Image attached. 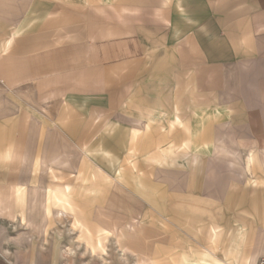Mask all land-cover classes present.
I'll return each instance as SVG.
<instances>
[{
	"label": "crops",
	"instance_id": "obj_1",
	"mask_svg": "<svg viewBox=\"0 0 264 264\" xmlns=\"http://www.w3.org/2000/svg\"><path fill=\"white\" fill-rule=\"evenodd\" d=\"M71 224L85 260L264 259V0H0V264Z\"/></svg>",
	"mask_w": 264,
	"mask_h": 264
},
{
	"label": "rangeland",
	"instance_id": "obj_2",
	"mask_svg": "<svg viewBox=\"0 0 264 264\" xmlns=\"http://www.w3.org/2000/svg\"><path fill=\"white\" fill-rule=\"evenodd\" d=\"M264 226V225H263ZM49 227H52V226H49ZM38 228V227H37ZM36 229V228H35ZM71 229V230H70ZM70 229L68 230V231H64V230H61V228H58V227H56V229L54 230V235L56 236V238H63L65 235H69V236H71L70 238H69V243H68V245H64L63 247H61V248H64V247H67V246H69V245H71V244H73L74 246H75V248H76V250H77V254H76V256H75V259H74V261H73V264H90V262H91V264H102V263H104L103 261H102V259H101V257H100V254H98V252L99 251H96V253L97 254H95L94 256H92L91 254H90V251L88 250V253H89V257L90 258H87L86 260H85V254L84 253H82V252H80V246L79 245H75V239L76 240H78V241H81L80 240V238H79V235H80V233H79V235L78 236H76V238H74L73 237V233H74V231H72L73 230V226H72V224H71V226H70ZM37 230V229H36ZM49 230V229H48ZM42 232H43V234H44V236H46V237H48V233H46V232H44L43 230H41ZM30 236H32V235H30ZM103 253H104V255H105V257H107L108 258V263H104V264H113V263H116V261H118V256L115 254V252L113 251V245H112V242H111V240L110 241H108L107 243H106V246H105V248H104V250H103ZM259 256V254H254L253 255V257L251 258V264H256V262H258V257ZM60 260H63V262H64V264H66L67 262H66V259L65 258H59ZM123 261V260H122ZM68 264V263H67ZM121 264V263H120Z\"/></svg>",
	"mask_w": 264,
	"mask_h": 264
},
{
	"label": "bare ground",
	"instance_id": "obj_3",
	"mask_svg": "<svg viewBox=\"0 0 264 264\" xmlns=\"http://www.w3.org/2000/svg\"><path fill=\"white\" fill-rule=\"evenodd\" d=\"M254 156V155H253ZM251 163V162H250ZM20 189H21V187H20ZM20 198V197H19ZM26 201V200H25ZM25 216V215H24ZM22 217V216H21ZM19 226V225H18ZM23 226V225H22ZM17 229H19V228H17V226H13L12 227V230H13V232H17ZM46 229H47V226L45 225V231H46ZM116 245H117V243H116ZM118 247V246H117ZM76 254H77V250H76V248H75V246L73 245V244H71L70 246H67V247H64V248H62L61 250H60V255H61V258H65L66 259V262L68 263V264H73V261H74V259H75V256H76ZM122 255V254H121ZM126 255V254H125ZM253 256H251V257H249V258H247L246 259V261H245V263L246 264H251V258H252ZM241 258H242V256H241ZM101 259H102V261L104 262V263H108L107 261H108V258L107 257H105V256H101ZM120 260V259H119ZM123 259H121L120 260V262H121V264H125V263H123V261H122ZM104 263H102V264H104ZM240 263V262H239ZM241 264H244V262L243 263H241Z\"/></svg>",
	"mask_w": 264,
	"mask_h": 264
},
{
	"label": "built area",
	"instance_id": "obj_4",
	"mask_svg": "<svg viewBox=\"0 0 264 264\" xmlns=\"http://www.w3.org/2000/svg\"><path fill=\"white\" fill-rule=\"evenodd\" d=\"M257 264H264V259H261L260 261H258Z\"/></svg>",
	"mask_w": 264,
	"mask_h": 264
}]
</instances>
